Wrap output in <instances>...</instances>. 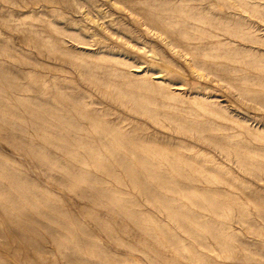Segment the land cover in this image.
<instances>
[{
    "label": "rangeland",
    "instance_id": "1",
    "mask_svg": "<svg viewBox=\"0 0 264 264\" xmlns=\"http://www.w3.org/2000/svg\"><path fill=\"white\" fill-rule=\"evenodd\" d=\"M139 1L138 14L145 10L161 15L163 24L187 34L186 44L197 61L213 65L209 75L197 79L187 57L149 31L123 0H0V72H10L21 87L45 89L39 92L32 87L18 101L0 84V170L17 180L0 175L4 192L0 203L16 204L22 212H13L12 224L0 204V261L72 264L69 259L77 255L80 264H264V172L240 169L246 163L264 166V0H245L250 6L258 5V14L227 13L217 0ZM197 4L214 13L226 12L228 19L197 14L193 10ZM226 30L233 34H225ZM218 41L229 44L217 47ZM101 56L109 60H100ZM104 68L127 73L129 81L108 80L122 85L130 97L104 89ZM224 69L234 70L222 73ZM162 82L166 95H176V100L163 98L151 86ZM148 83L151 87L144 88ZM245 87L253 92L247 95ZM72 104H78L77 111L69 107ZM80 112L130 134L134 139L125 150L155 148L160 155L149 151L144 158L131 155L125 161L132 168L128 171L122 157L116 162L107 153V146L95 142L92 148L100 155L87 154L86 144L91 147L101 133L80 120ZM60 116L82 122L80 132L86 136L80 143L77 129L61 123ZM195 131L219 138L216 143L224 152L214 141L196 140ZM226 151L232 154L225 157ZM143 160L159 168L177 189L160 188L144 171ZM188 164L199 172L189 175ZM176 166H186L187 171L179 174ZM19 187L38 193L49 205L41 212L31 208L15 191ZM6 197L14 204L5 203ZM211 200L223 208L211 206ZM162 201L180 207L200 226L221 231L224 238L218 241L196 226L201 233L198 239L170 218ZM26 215L35 218L28 216L29 221ZM46 219L55 220V225ZM16 223L29 226L30 231H18ZM52 226L55 231H47ZM53 231L65 251L63 258L50 242ZM32 240L46 241L49 255L34 258ZM7 241L15 256L4 248ZM68 247L75 248L72 254Z\"/></svg>",
    "mask_w": 264,
    "mask_h": 264
},
{
    "label": "bare ground",
    "instance_id": "2",
    "mask_svg": "<svg viewBox=\"0 0 264 264\" xmlns=\"http://www.w3.org/2000/svg\"><path fill=\"white\" fill-rule=\"evenodd\" d=\"M124 1V3L129 7V11L130 12H132V13H137L138 14V6H139V4H140V1L138 0H123ZM217 1H220L221 3H222V8H224L226 11H227V13H230V12H241V13H253V14H258L259 13V11H258V5L257 4H255V3H253V5H248V2L247 1H245V0H217ZM255 5V6H254ZM193 10L194 11H196L197 12V14H203V13H210V14H212L213 15V20H217V21H222V20H226V19H228L225 15V13L226 12H222L221 10L220 11H216L215 13L213 12V11H211L210 10V8L209 7H207L206 5H203V4H197L196 5V7H194L193 8ZM141 11V10H140ZM139 15V17H140V19H141V21H142V24L149 30V31H151V32H153L158 38H160L162 41H164L165 43H166V45L171 49V50H173V49H179L182 53H183V55L185 56V57H187V61H188V67H190L191 69H192V72H194L195 73V75H196V78L197 79H201L202 77H203V75L204 74H208L209 75V70L210 69H212V67H213V65H211V64H207V63H205V62H199V61H197V58L195 57V54H194V52H193V50L190 48V47H188L187 45L188 44H186V42L188 41V37H187V34L185 33V32H183V31H180V30H177V31H175L174 30V28L173 29H171V25L170 24H168V23H166V24H163V22L164 21H162L161 20V15L160 16H158V15H156V14H154V13H152V12H146L145 10L144 11H142L141 13H139L138 14ZM205 23H208V22H205ZM174 24H178V25H180V23L179 22H174ZM186 27V26H185ZM184 27V28H185ZM194 28H197V26H193ZM225 34H228V35H232L233 33L232 32H230V31H225L224 32ZM232 33V34H231ZM229 44V41L227 42V43H220L219 41L218 42H216L214 45L215 46H225V45H228ZM48 46V45H47ZM229 49H227V51L228 52H232V50L233 49H231V47H228ZM96 55V54H95ZM227 58H229V59H231V57L229 56V54L227 55ZM100 60H105V61H108L109 59L107 58V57H104V56H101L100 57ZM114 63L115 64H122V65H124V66H127V64H125L124 62H121V61H118V60H115L114 61ZM101 68V67H100ZM214 68H215V66H214ZM216 69V71H218V69L217 68H215ZM103 70H105V71H107V69H103ZM228 70H234V69H228ZM227 69H224V70H222L221 72L222 73H227L226 71H228ZM206 76V75H205ZM106 77H107V79H105L102 83H101V85L104 87V89L106 90V89H112L111 91H112V93H115L116 95H121V96H124V98L125 97H130V94H128L129 92H125V91H123L122 90V85H119L118 83H113V82H111V81H109L108 79L110 78V77H116V78H121V79H125L126 81H129L128 80V76H127V73H124V72H122L121 70H117L116 68H113V69H110V70H108L107 72H106ZM233 79V78H232ZM0 84H2V85H4V88L5 89H2V91L3 92H5L8 96H10L11 98H13L14 100H18V101H20L21 99H23L22 97L24 96V95H22V92H24V91H28V90H30V89H37V90H39V92L42 90V91H45V89L43 88V87H41V88H38V87H34V86H28V87H26V86H23V87H21L17 82H16V80L14 79V76L13 75H11V73L10 72H5V71H1L0 72ZM149 84V83H148ZM164 83L162 82V83H154V85L153 84H151V86L153 87H157L161 92H163V93H165V88H166V86H164L163 85ZM150 84L149 85H147V84H144V88H146V89H149L150 87ZM33 87V88H32ZM165 90V91H164ZM238 90V89H237ZM245 90H246V93H247V95L248 94H251V92H253V91H251V89H249V88H246L245 87ZM41 91V92H42ZM238 91H241V90H238ZM161 92H159V94L163 97V98H165V99H169V100H176V95H172V94H170V95H166V93L165 94H161ZM242 92V91H241ZM44 93V92H43ZM242 93H244V92H242ZM257 93V92H256ZM189 99H191V100H194L195 98H196V96L195 97H188ZM126 99V98H125ZM26 100V99H25ZM42 101H43V99H42ZM46 101V100H45ZM26 102H28V101H26ZM29 102H30V100H29ZM33 102V101H32ZM32 102H30V103H32ZM47 102H48V100H47ZM47 102H42V103H44L43 104V106L45 107L46 106V108L48 107L49 108V104L47 103ZM42 103L40 104V105H42ZM27 105V104H26ZM33 106H36V105H33ZM42 106V107H43ZM68 107V106H67ZM66 107V108H67ZM69 107L70 108H72V109H74V110H78L77 108L79 107L78 106V104H72V105H69ZM47 110H50V109H47ZM48 114V113H47ZM79 119L80 120H82V121H84V120H86L87 122H89V123H91L96 129H98L99 131H100V135L96 138V141H93V143H91L92 145H91V147H90V145H89V143L88 144H86V145H88L89 146V149H88V152H87V154L89 153V155H91L92 156V153L93 152H96V149H94V148H92L93 147V145H94V143L95 142H97V143H99V144H101V145H104V146H107V153L109 154V155H111V156H113V158L114 157H116V160H118L117 158H118V156L119 157H122V159L123 160H121L122 161V166L124 167L125 166V169H127L128 171H132V168L128 165V163L127 162H129L128 160H127V162H125L126 161V158H128L129 156H131V155H134V156H139V157H141V156H143V154L144 153H146V151H149L152 155H160V151L157 153V151L158 150H156L155 148L154 149H150V148H144V147H140V150L138 151V150H125L126 148H125V146H127V144H128V142H130V140H132V139H134L133 137H131V135L130 134H126L125 132H123L122 130H119V129H117L116 127L114 128V127H109V126H106V125H104L103 123H99V122H97V120H96V117L95 116H93V115H91V114H89V113H82V112H80L79 113ZM1 119V118H0ZM79 119H72V118H66V117H64V116H60L59 117V121L61 122V123H68L69 125H70V127L72 128V129H74V128H76L77 129V131H78V135H79V140H78V142L80 143L81 142V140H82V136L83 137H85L86 135L85 134H81V132L80 131H82V130H84V128L83 127H81L80 125H79V123H82V122H80V120ZM85 135V136H84ZM195 136L194 137H196V140H198V141H208V142H213V145L215 146V147H219V145H217V141H219L218 139L219 138H212V137H209V136H205V135H202V132L201 131H195V134H194ZM224 137H230V136H228L227 134H225V136ZM231 138V137H230ZM94 139V138H93ZM227 144H229V143H227ZM32 149V148H31ZM150 149V150H149ZM219 149L222 151V152H224L223 151V149L221 148V147H219ZM32 152H33V150H32ZM37 152V151H36ZM42 152V151H41ZM97 154H99L100 155V153L99 152H96L95 154H93V156H96L97 157ZM151 154H149V155H151ZM225 155V157H227V156H230L232 153H229V152H225L224 153ZM45 156V155H44ZM146 156V155H145ZM233 156H234V159L238 162V155L236 154V153H234L233 152ZM137 158V157H136ZM142 158H144V156L142 157ZM142 158L140 159V162H142ZM146 158H147V156H146ZM145 158V159H146ZM115 159V158H114ZM92 160L93 161H95V157H93L92 158ZM41 161H42V159H41ZM106 161V160H105ZM137 161H139V158H138V160ZM143 161H145V160H143ZM116 162H119V160L118 161H116ZM146 162V163H145ZM144 163H145V165H144V171L151 177V179H154L155 181H157V183H158V186L160 187V188H164V189H168V190H175V189H177V187L178 186H173V185H171L170 184V181L169 180H167V178H166V176L162 173V172H160V170H159V168H158V170H157V168L154 166V165H150L149 166V164H148V161H145ZM143 163V162H142ZM5 165H6V163H5ZM5 165H2L1 167H3V166H5ZM131 165V164H130ZM121 166V167H122ZM7 167V166H6ZM185 167L186 166H184V167H180V166H176L175 168H174V170L177 172V173H179V174H182L183 172H186L187 170L185 169ZM188 167H189V172H188V174L190 175V174H192V173H198L199 172V170H197L196 168H193L191 165H189L188 164ZM244 168V170L245 171H250V172H253L254 173V171L255 170H257V171H262V172H264V166H254V165H249V164H244V165H242V164H240V169H243ZM13 169V168H12ZM124 169V168H123ZM126 170V171H127ZM201 171V170H200ZM202 171H205V172H214L215 171V169H213V168H204ZM129 174H131L130 172H128ZM128 174V175H129ZM264 174V173H263ZM0 175L3 177H6V178H8V179H13L14 177L11 175V174H7L6 173V171H4V169L3 170H0ZM19 175V174H18ZM134 175H136V173L134 174ZM134 175H132V177H134ZM82 178H79L77 181L78 182H80V184L81 183H83V176H81ZM130 178H131V175L129 176ZM153 177V178H152ZM86 178V177H85ZM135 178V177H134ZM137 178V177H136ZM136 178H135V180H136ZM15 180H16V178H14ZM137 179H139V177L137 178ZM17 181V180H16ZM86 181H88V180H86ZM91 181V180H90ZM89 181V182H90ZM154 181V182H155ZM19 182H21V180L19 181ZM134 182V181H133ZM140 182V181H139ZM14 183V182H13ZM16 183V182H15ZM135 183V182H134ZM138 185L139 184H141V183H138V182H136ZM157 185V184H156ZM3 186V185H2ZM15 186V185H14ZM17 186H18V184H17ZM139 186H142V185H139ZM3 187H5L6 188V186H3ZM22 187V186H21ZM144 189V188H143ZM10 190V189H9ZM8 190V191H9ZM31 190V189H30ZM145 190H146V188H145ZM145 190H144V192H145ZM15 191H17L20 195L19 196H21V198L24 200V201H26V203H28V205L31 207V208H35L36 210H38V211H40V209H44V207L48 204V202H47V200L45 199V198H42V197H39L37 194H35V193H30V192H28V190H26V189H24V188H17V190H15ZM9 192H11V191H9ZM151 192V191H150ZM2 193L4 194V192L3 191H1V189H0V196L2 195ZM5 193H7V192H5ZM146 194H150V193H147V192H145ZM9 195H10V193H9ZM8 194H7V197L9 196ZM12 195H13V193H12ZM12 195H10V196H12ZM4 198L5 200H4V202L5 203H8V204H14V203H12V202H10L8 199H10V198ZM13 197V196H12ZM12 197H11V199H12ZM3 198V197H2ZM21 198H20V200H21ZM115 199V198H114ZM117 199V198H116ZM116 199L114 200L115 202H117L118 203V201H116ZM19 200V199H18ZM19 200V201H20ZM12 201V200H11ZM15 201V200H14ZM3 202V203H4ZM10 202V203H9ZM17 202V201H16ZM21 202V201H20ZM18 203V202H17ZM116 203V204H117ZM121 203V202H120ZM1 204V203H0ZM119 204V203H118ZM161 204L162 205H164V206H162L163 208H165L168 212H169V216H170V218L173 220V221H176L177 222V224H180L181 225V227H185V228H187L188 230H189V233L191 232V234L192 235H195L198 239H200V237H201V233H199L198 231H197V229H196V226H198V227H201V228H205L206 230H207V232L209 233V234H211V236L212 237H214V239H216V240H218V241H220V240H222L223 238H224V234L221 232V231H219V230H216V229H212V228H209V227H207V226H205V225H201L200 226V224H197V223H195L194 221V219H195V217H193V216H190V215H187L185 212H183V211H181V208L180 207H176V206H170V205H167V203H164L163 201L161 202ZM200 204V203H199ZM2 205V207H1V210H3L4 212H5V216H6V219H7V221H9L10 223H14L15 222V220H16V218H15V220H12L13 219V212L14 213H16L15 211H18L19 210V212H21L20 211V209L17 207V208H15V206H18V205H14V207L12 206V205H9V207H6V206H3V204H1ZM20 205H22L21 203H20ZM49 205V204H48ZM47 205V206H48ZM210 205L211 206H215L216 205V208L217 209H221V208H223V204H219V202L217 203V202H215L214 200H211V202H210ZM23 207V206H22ZM50 207H53V205L51 206L50 205ZM117 207V206H116ZM48 208V207H47ZM35 209H34V211H35ZM46 209V208H45ZM50 209V208H49ZM49 209H48V211H45V213H49ZM51 210V209H50ZM55 210V208L53 209V211ZM170 210V211H169ZM24 211H28V210H24ZM32 211V210H31ZM33 211V212H34ZM44 211H42V212H44ZM61 210H59V212H60ZM19 212H18V214L16 215V216H18L19 215ZM29 212H30V210H29ZM41 212V211H40ZM39 212V213H40ZM52 212V211H51ZM62 212V211H61ZM22 213V212H21ZM34 213H37V211L36 212H34ZM30 214H32L31 212H30ZM21 215V214H20ZM37 215V214H36ZM43 215V214H42ZM45 215V214H44ZM48 215V214H47ZM51 214H49V216H50ZM29 215H26V218H28L29 219V217H32V215L31 216H29ZM40 216H41V214H40ZM46 216V215H45ZM20 217V216H19ZM25 217V216H24ZM34 218H35V216H33ZM32 217V218H33ZM47 218H48V216H46ZM51 217V216H50ZM50 217H49V219L48 220H50L51 221V219H50ZM23 218V216L21 217V219ZM25 218V219H26ZM64 218V217H63ZM20 219V218H19ZM24 219V218H23ZM37 216H36V221H37ZM53 219V218H52ZM32 221H33V224H34V220L33 219H31ZM43 220V219H42ZM41 220V221H42ZM47 219H46V221L44 220V222H46V223H49V224H53V221H54V224H53V226L55 225V220H56V218H55V220H52V223H50V222H47L48 221ZM6 221V222H7ZM18 221V220H17ZM16 221V222H17ZM21 221V220H20ZM29 221H30V219H29ZM38 221H40V220H38ZM37 221V222H38ZM22 222V221H21ZM44 222H42V223H44ZM59 222V221H58ZM24 223V222H23ZM31 223V222H30ZM36 223V222H35ZM62 223V222H61ZM64 223V222H63ZM189 223V224H188ZM39 224H41L40 222H39ZM15 226V228H18L19 230L18 231H22V230H20V229H24V230H29L30 228H29V226H25V224L24 225H22V223L19 225V224H14ZM44 225H46V224H44ZM48 225V224H47ZM58 225V224H57ZM56 225V226H57ZM59 225H60V223H59ZM58 225V226H59ZM187 225H188V227H187ZM31 226V225H30ZM34 227L36 226V225H33ZM37 226H39V225H37ZM36 226V228H38ZM41 226V225H40ZM39 226V227H40ZM43 226V225H42ZM41 226V227H42ZM51 226V225H50ZM53 226L52 227H50V228H48V230L47 229H44V230H47V231H51L52 229H53ZM33 227V228H34ZM49 227V226H48ZM60 227V226H59ZM58 227V230L59 229H62L63 230V228H59ZM32 228V227H31ZM43 228V227H42ZM46 228H47V226H46ZM52 228V229H51ZM64 228H66V226H64ZM68 228V227H67ZM35 229H33V231H34ZM40 231H41V229H39ZM43 230V231H44ZM54 230V229H53ZM67 230H69V229H66V231ZM71 230V229H70ZM11 231V230H10ZM30 231V230H29ZM32 231V230H31ZM55 231V230H54ZM50 232L49 233V235H48V233L47 232H45V233H47V234H45L44 232H42L43 234H45V235H48L49 236V238H50V242L54 245V248L56 249V252L59 254V256H61L62 258L64 257L63 256V254L65 253V251H64V253H63V251L61 250L62 248H61V246L59 245V243H58V241H57V239H58V235H54L53 233H57V232ZM13 232V231H12ZM63 232H65V231H63ZM10 233V232H9ZM14 233V232H13ZM22 233V232H21ZM26 233H27V231H26ZM37 233V232H36ZM28 234H32V233H30V232H28ZM34 234V233H33ZM59 234V233H58ZM69 234V233H68ZM35 235V234H34ZM34 235H31L32 236V238H33V236ZM39 235H40V233H39ZM69 235H71V232H70V234ZM21 236V235H20ZM36 236L37 235H35L34 237L36 238ZM47 236V237H48ZM60 236L61 235H59V238H60ZM63 234H62V237L61 238H63ZM72 236V235H71ZM70 236V238H72ZM1 237V236H0ZM23 237V236H22ZM25 237V236H24ZM41 238V237H40ZM39 238V240L40 241H42L43 239H40ZM43 238V237H42ZM3 239H4V237H3ZM74 239V238H73ZM73 239H71V241L73 240ZM2 240V239H1ZM6 240V239H5ZM26 241H27V239H25ZM25 240H24V242H25ZM30 240V239H29ZM35 240V239H34ZM38 240V239H37ZM62 240V239H61ZM33 241V240H32ZM31 241V242H32ZM34 242V241H33ZM2 243V242H1ZM26 243V242H25ZM34 243H36V242H34ZM34 243H33V245H34ZM45 243H46V241H45ZM44 243V244H45ZM26 244H29V242L28 243H26ZM42 244H43V242H42ZM40 244V243H36L35 245H34V247H32L33 245H31V243H30V246H31V248H33L32 249V253L34 254V258H38V259H42L43 258V256H45L46 254H48L49 252H50V250L49 249H47V247L43 244ZM25 245V244H24ZM3 246H4V248H6L7 250H9L10 251V254L12 255V256H15V250H14V248H12L13 246H12V243H11V241H7V242H5L4 244H3ZM66 246V245H65ZM65 246H63L62 245V247H65ZM74 246H75V244H74ZM73 246V247H74ZM70 247H72V246H70ZM70 247H68L67 249H69ZM29 248V247H28ZM64 249V248H63ZM66 249V250H67ZM73 250L75 249V248H72ZM72 250V251H73ZM71 251V249H69V251H68V254L69 253H71L70 252ZM67 252V251H66ZM73 253V252H72ZM71 253V254H72ZM78 254V253H77ZM49 255V254H48ZM65 255V254H64ZM74 255V254H73ZM18 256V255H17ZM66 256H68V255H66ZM71 256V255H70ZM75 256V255H74ZM60 257V258H61ZM71 258H73V259H69L70 260V262H72V264H80L79 262H78V256L76 255L75 257H71ZM76 258V259H75ZM69 262V261H68ZM6 264V263H4L3 261H0V264ZM25 263V262H24ZM9 264H18L15 260L13 261V262H10ZM28 264V263H27Z\"/></svg>",
    "mask_w": 264,
    "mask_h": 264
}]
</instances>
